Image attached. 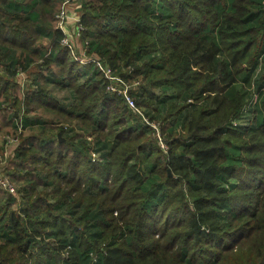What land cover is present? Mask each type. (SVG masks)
Wrapping results in <instances>:
<instances>
[{
  "label": "trees",
  "instance_id": "16d2710c",
  "mask_svg": "<svg viewBox=\"0 0 264 264\" xmlns=\"http://www.w3.org/2000/svg\"><path fill=\"white\" fill-rule=\"evenodd\" d=\"M62 2L0 0V264H264V0H80L167 148L59 44Z\"/></svg>",
  "mask_w": 264,
  "mask_h": 264
},
{
  "label": "rangeland",
  "instance_id": "374dc122",
  "mask_svg": "<svg viewBox=\"0 0 264 264\" xmlns=\"http://www.w3.org/2000/svg\"><path fill=\"white\" fill-rule=\"evenodd\" d=\"M78 4L80 6V0H72V2L69 3V5L65 8V9L68 10V18H69L68 19V23L64 22L63 25L62 24L61 25L64 28V32L63 33H67V35L69 36V39H71V41L73 43H75V46H74L75 54L77 56H79V57H82L84 55L89 56V53H88V49H87V53L84 52L85 51L84 48H85V46H88V42L84 41L83 37L81 35L82 32L85 30V26L82 25L83 28L78 30L79 22H77V20H76L78 18L77 16L79 15ZM59 6H60L59 10L54 14L55 18H56L57 13H59L60 10H61L62 3ZM57 23H58V18H56V21H55L56 26H57ZM77 32H79L80 34H77ZM61 42H62V40H60L59 44L62 47H64L61 44ZM48 44L46 43V41L42 43L43 46H48V48L50 49L51 46L53 45V43L50 45V47H49ZM66 50H67V52L69 54H71L73 56V54L71 53V51L68 48ZM39 64H40V66L42 64V66H44V68L46 66V63H45L43 58L39 59ZM106 67L109 70V71L107 70L108 71V74H107L108 79L110 80V82H112V84L114 82H121L120 80H125L127 82V84H125L124 88H126V87H127V89L130 88L132 93L137 92L140 89L139 87L143 84V81H141V79H138V78L136 79V78L132 77L131 79H124L123 74H121L120 71H117L118 73H116V70L114 71V69L108 63L106 64ZM19 69H22V68L19 67ZM132 71L133 70L130 69V68L127 69V73H131ZM101 72H102L103 76L106 75V74L104 75L103 71H101ZM109 75L113 76V77H109ZM16 78L19 79L20 85H21V89H23L25 91V93H26L27 92V87L31 84V80L28 79V74L23 73L21 70H19L17 72ZM128 86H129V88H128ZM21 89H20V91H21ZM50 89L52 90V92L54 94H56L59 97V99L61 100L62 103H64V102L65 103H70V100L67 99V98H71V92L69 90L63 89V88H59L54 82L50 84ZM117 94H119V93H117ZM133 97H134L133 98V100H134L133 104H136V106H138L139 111H140L139 113H141V112L144 113V109L141 106L138 105L136 97L135 96H133ZM65 99H67V100H65ZM127 105H128V103H127ZM133 111L135 113H137L136 109H134ZM145 117L148 119L149 116L146 115ZM245 122H246V120L244 121V123ZM151 124H155L156 126H158L159 129L161 127V124H159L158 122H155V121H151ZM246 125H247V123H246ZM68 126H71V125L68 124ZM153 128L157 132V129L155 127H153ZM158 133H159L158 136L163 139V133L161 131L158 132ZM20 136H21V131H19L18 134H15V135H14L13 132L12 133L11 132L10 133H6V134H3L2 137H1V139L5 140L4 141L5 149L3 151L2 150L0 151V181L1 180H9L8 178H10V175L9 176L7 175V168H8L7 166H9L10 161H13L14 150L18 146L19 137ZM88 136L90 137V134H88ZM164 148H166V147H164ZM5 176H7V177H5ZM11 182H13L12 183L13 191H9L7 189V187L2 182H0V188H3L2 190H5L6 192L9 191L12 194L17 195L18 185L13 180H11Z\"/></svg>",
  "mask_w": 264,
  "mask_h": 264
},
{
  "label": "built area",
  "instance_id": "2783aa9c",
  "mask_svg": "<svg viewBox=\"0 0 264 264\" xmlns=\"http://www.w3.org/2000/svg\"><path fill=\"white\" fill-rule=\"evenodd\" d=\"M72 2V0H63V2H62V7H61V10H60V12L59 13H57V15H56V18H58V23H57V27L60 29V30H62V42H61V44L67 49H69L70 51H71V53L73 54V57L82 65V66H85V65H88L89 63H91V64H93L99 71L101 70V71H103V73H104V77H105V79H106V89H108L109 91H111V92H114V93H119L120 94V96H122V97H124L125 98V100H126V103H128V106L129 107H131L133 110L134 109H136V112L137 113H139L140 111H139V108H138V106H136V104H133V96H134V94L131 92V90H130V88H129V86H128V88L129 89H127V87L126 88H124V86H125V84H127V82L125 81V80H120L121 82H114L113 84H112V82H110V80L108 79V76H107V74H108V69H107V67H106V65H104L103 64V62L98 58V57H96V56H90V53H89V56H86V55H84V56H82V57H79V56H77L76 54H75V52H74V46H75V43H73L72 41H71V39H69V36L67 35V33H63L64 32V28L62 27V25H63V23L64 22H67L68 23V10L67 9H65L68 5H69V3H71ZM78 18L76 19L77 20V22H79V26H78V30L79 29H82L83 28V24H82V22H81V17H79V15L77 16ZM62 24V25H61ZM77 34H80L79 32H77ZM88 42V41H87ZM87 49H88V46H85V48H84V52H86L87 53ZM108 70V71H107ZM109 77H113V76H110L109 75ZM118 94V95H119ZM257 98V95H254V98H253V101H255V99ZM132 104V105H131ZM141 116H142V118L144 119V121L145 122H147L148 124H151V120H149V119H147L145 116H146V114L145 113H139ZM156 122V121H155ZM235 123H238V122H236L235 121ZM153 127H155L156 129H157V132H156V130L154 131L155 132V134H156V136H157V138H158V140H159V142L161 143V146H162V148L163 147H168V145H167V143L166 142H164V140L161 138V137H159L158 135H159V133L158 132H160L161 131V129H159L158 128V126H156L155 124H151ZM158 133V134H157ZM7 148V147H6ZM95 158H97V155L95 154V153H93V159H95ZM5 177H7V176H5ZM9 180H1L0 182H2L6 187H7V189L9 190V191H13V188H12V183L13 182H11V179L10 178H8Z\"/></svg>",
  "mask_w": 264,
  "mask_h": 264
},
{
  "label": "crops",
  "instance_id": "0c3cea01",
  "mask_svg": "<svg viewBox=\"0 0 264 264\" xmlns=\"http://www.w3.org/2000/svg\"><path fill=\"white\" fill-rule=\"evenodd\" d=\"M78 11H79V4H78ZM48 50H49V48H48ZM0 145H1V138H0ZM1 147V146H0Z\"/></svg>",
  "mask_w": 264,
  "mask_h": 264
}]
</instances>
